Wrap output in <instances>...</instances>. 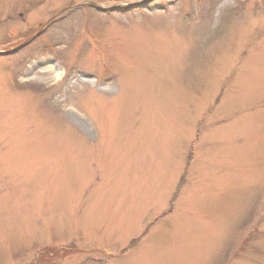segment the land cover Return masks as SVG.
I'll list each match as a JSON object with an SVG mask.
<instances>
[{
  "label": "rangeland",
  "instance_id": "rangeland-1",
  "mask_svg": "<svg viewBox=\"0 0 264 264\" xmlns=\"http://www.w3.org/2000/svg\"><path fill=\"white\" fill-rule=\"evenodd\" d=\"M2 43L0 264H264V0H0Z\"/></svg>",
  "mask_w": 264,
  "mask_h": 264
},
{
  "label": "bare ground",
  "instance_id": "bare-ground-1",
  "mask_svg": "<svg viewBox=\"0 0 264 264\" xmlns=\"http://www.w3.org/2000/svg\"><path fill=\"white\" fill-rule=\"evenodd\" d=\"M54 70H55V67L50 66V67H48V70H47V71H48L49 73H53Z\"/></svg>",
  "mask_w": 264,
  "mask_h": 264
},
{
  "label": "trees",
  "instance_id": "trees-1",
  "mask_svg": "<svg viewBox=\"0 0 264 264\" xmlns=\"http://www.w3.org/2000/svg\"><path fill=\"white\" fill-rule=\"evenodd\" d=\"M52 250V249H51Z\"/></svg>",
  "mask_w": 264,
  "mask_h": 264
}]
</instances>
